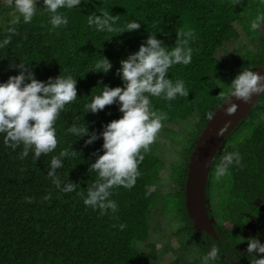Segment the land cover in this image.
<instances>
[{
	"label": "trees",
	"instance_id": "obj_1",
	"mask_svg": "<svg viewBox=\"0 0 264 264\" xmlns=\"http://www.w3.org/2000/svg\"><path fill=\"white\" fill-rule=\"evenodd\" d=\"M37 7L41 10L32 22L24 23L21 17L15 25L18 34L12 35L5 49H0V82L17 75L20 69L14 65L24 62L39 80L71 74L77 79L78 97L66 106L67 110L56 122L57 148L35 162L31 152L25 159H19L22 146L13 151L4 146L0 136V264H162L168 252L155 248L158 238L154 237L161 238L170 231L176 233L180 246L187 244L189 247L182 251L178 248L177 257L169 264L194 263L192 256L196 255V250L203 249L204 243L193 241L197 237L196 230L185 207L188 163L209 121L208 113H214L223 103L220 93H227L229 84L244 67L264 70V35L259 30L264 27V21L258 29H251V21L264 12V2L82 0L77 9L60 10L67 14L69 23L55 29L49 23L51 13L43 10V0H39ZM103 11L117 16L121 26L134 20L140 23V28L123 33L99 32L94 25H88V15H99ZM15 15L18 13L11 6L0 2V39L8 34L7 28ZM241 32L245 33L249 45L238 43ZM178 33H191L181 38L187 39V46L193 50L192 61L188 65L172 66L168 76L173 80L183 79L189 95L178 96L171 102L152 98L154 108L166 112L168 119L149 146L150 150L144 153L139 165L141 175L135 185L131 189H113L110 198L117 202V212L107 210L100 215L98 209L93 211L84 205L82 194L96 179L89 168L96 156L103 154V139L85 145L87 136L77 137L66 129L74 123H84L90 133H99L104 124L122 116L118 104L105 106L95 114L84 113V104L104 85L122 86L117 74L121 59L138 51L150 34L171 48L177 43ZM101 55L112 62V69L107 74L89 71ZM249 114L260 122L264 115V95ZM238 130H233L237 141ZM234 143L243 157L241 166H233L235 176L240 174L247 183L251 178L249 173H264V161L251 165L258 158L249 159L246 150ZM69 145L76 154L65 158L64 167L56 171L65 184L73 183L77 188L64 193L52 183L47 170L51 157ZM161 146L176 151L180 160L164 162ZM220 157L221 153L214 159L212 175ZM211 186L207 185V197L212 200L215 193L219 208H222V181L217 180L214 192ZM49 194L50 200H44ZM26 196L32 198L31 203L24 199ZM169 210L177 211L183 227L165 230L163 215L156 218L155 212L162 214ZM121 223L125 224L123 230L119 228ZM180 235L183 237L179 238ZM142 244L146 249L153 245V252L145 253ZM167 249L172 248L167 245Z\"/></svg>",
	"mask_w": 264,
	"mask_h": 264
},
{
	"label": "clouds",
	"instance_id": "obj_2",
	"mask_svg": "<svg viewBox=\"0 0 264 264\" xmlns=\"http://www.w3.org/2000/svg\"><path fill=\"white\" fill-rule=\"evenodd\" d=\"M38 3L39 0H8V5L18 15L10 21L8 34L0 39V49H5L11 42L12 35L18 34L15 25L19 24L21 17L24 23L32 22L41 10L37 7ZM81 3L82 0H43V10L51 13L49 23L55 29L69 23L67 14L60 10H74L79 8ZM262 21L264 12L251 21V29H258ZM87 22L89 26L94 25L99 32L123 33L140 28V23L134 20L119 25L118 17L109 11H103L99 15L89 14ZM190 35L191 33H178L176 45L169 48L156 35L150 34L138 51L129 53L126 59H121L117 74L122 79V86L104 85L98 94L92 96L90 102L84 104V113L93 114L103 110L105 106L118 104L122 116L104 124L103 131L99 133H90L84 123H74L66 129L74 136H87L85 145H90L101 137L103 139V154L97 155L89 168V172L94 173L96 179L89 184L86 193L82 194L84 205L93 211L98 209L100 215H104L107 210L117 212V202L110 198L113 189H131L135 185L141 175L139 165L144 160V153L150 150L149 146L164 126L163 122L168 119L166 112L154 108L152 98L171 102L178 96L188 97L190 91L185 81L180 78L173 80L169 78L168 73L174 65L191 63L193 50L187 46L188 40L181 38ZM14 66L19 67V73L0 82V136L4 146L13 151L22 146L18 153L19 159H25L31 152L35 162L42 155L52 153L57 148L56 122L60 114L67 110L66 106L78 97L77 79L71 74H60L43 81L36 78L35 73L29 70L28 64L22 62ZM112 66V62L101 55L89 71L107 74ZM229 85L227 93H220V96L223 103L228 104L224 109L225 113L231 116L239 107L237 103L231 102L232 97L247 103L253 95H264V74L254 71L251 67H244ZM214 116L215 113H208L209 120ZM75 119L81 120L80 117ZM230 125L231 121H227L218 130L217 135L223 136ZM240 142H243V138ZM75 154L69 145L50 159L47 176L55 187L64 193L76 191L77 185L65 184L56 170L64 167L65 158H71ZM214 159L208 179L211 177ZM242 162L243 157L238 149L226 152L221 163L215 165L216 178L219 180L231 175L230 169L233 166H241ZM50 198V194L44 196V200ZM24 199L28 203L32 202L31 197L26 196ZM124 227L125 224H119L121 230ZM244 242L245 238L241 237L240 243ZM247 252L252 254L249 256L250 264H264V256L257 258L258 254H264V243L257 237L247 238ZM218 254L219 249L212 246L210 251L200 258L201 264L215 261Z\"/></svg>",
	"mask_w": 264,
	"mask_h": 264
},
{
	"label": "flooded vegetation",
	"instance_id": "obj_3",
	"mask_svg": "<svg viewBox=\"0 0 264 264\" xmlns=\"http://www.w3.org/2000/svg\"><path fill=\"white\" fill-rule=\"evenodd\" d=\"M249 113L241 125L233 129H239L237 132L238 141L234 139L236 132L233 130L225 138L221 152L216 153L217 156L221 153L220 159L216 161L218 164L221 163L226 152L238 149L234 142L246 150L249 159L258 158V161L251 165L264 161V115L258 122ZM252 122L254 123L252 124ZM241 138H243L242 143L240 142ZM230 171L231 175L220 178L224 193L222 208H219L218 196L215 193H213L212 200L207 197L209 199L208 214L209 218L213 220L216 237L202 230H198L199 233L194 231L197 237L193 241H202L204 245L200 252H196V255L192 256L194 257L192 264H201L200 258L207 254L212 246L219 249V254L217 259L209 264H250L249 256L252 254L247 252V238L257 237L264 243V173H249L251 178L245 183L240 174L235 176L234 167ZM214 176L215 174H211L207 183V185H212V192L216 191L218 180L216 176L214 179ZM202 233L215 242L204 237ZM241 237L245 238L244 243H240ZM261 256L264 254H258L257 258Z\"/></svg>",
	"mask_w": 264,
	"mask_h": 264
},
{
	"label": "water",
	"instance_id": "obj_4",
	"mask_svg": "<svg viewBox=\"0 0 264 264\" xmlns=\"http://www.w3.org/2000/svg\"><path fill=\"white\" fill-rule=\"evenodd\" d=\"M254 71L264 74L262 68H257ZM258 98V94L253 95L251 100L245 103L232 97L231 102L237 103L239 107L237 112L231 116L227 115L224 110L228 104L222 103L214 112V118L206 124L193 148L185 183V207L195 230H202L216 237L213 220L209 218L208 214L209 199L206 193L211 164L216 153L222 150L227 135L245 119ZM227 121H231V125L223 136H218V130Z\"/></svg>",
	"mask_w": 264,
	"mask_h": 264
},
{
	"label": "rangeland",
	"instance_id": "obj_5",
	"mask_svg": "<svg viewBox=\"0 0 264 264\" xmlns=\"http://www.w3.org/2000/svg\"><path fill=\"white\" fill-rule=\"evenodd\" d=\"M0 2L3 5L8 4V0H0ZM260 32L262 35H264V27H260L259 28ZM238 43H242L245 45H249L248 39L245 36V33L241 32V40H239ZM233 46L228 47V50H231ZM160 147V146H159ZM161 148L164 150V162L167 160H169V163H173L175 161H179L180 157L178 155V153L176 151L172 152L171 150L167 149V146H161ZM182 148V147H181ZM164 177H167V174L164 175ZM156 214V218H159L161 215H163V223H164V227L166 231H170V230H176L179 227H183L184 223L181 221V217L180 215H178L177 211L174 212H170L169 211H163L162 214L157 211L155 212ZM179 220H177V219ZM183 237V235H180L179 238ZM158 238V240H157ZM155 240H157L158 244L157 246H155L156 249H165L167 250L168 254H166L163 258V262L162 264H169L171 262H173L175 260V258L177 257V252H178V248L180 247V251L184 250L185 247H189V245L186 244L187 239H185V246L182 245L180 246V242L178 241V239L176 238V233H174L173 231H170V233L168 235L165 236V234H162V237H154ZM167 245H170V247L172 248L170 251L167 249ZM141 247L143 248V250L145 251L146 247L145 244L141 245ZM151 252H153V245H151L150 248H147L145 253L150 254ZM193 252V251H192ZM195 252H198L197 250Z\"/></svg>",
	"mask_w": 264,
	"mask_h": 264
}]
</instances>
